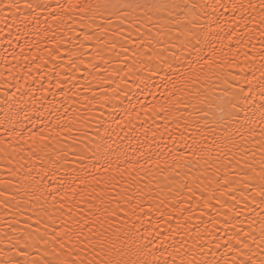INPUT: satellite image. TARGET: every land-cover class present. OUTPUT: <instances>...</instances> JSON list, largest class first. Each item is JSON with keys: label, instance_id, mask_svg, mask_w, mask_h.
<instances>
[{"label": "bare ground", "instance_id": "bare-ground-1", "mask_svg": "<svg viewBox=\"0 0 264 264\" xmlns=\"http://www.w3.org/2000/svg\"><path fill=\"white\" fill-rule=\"evenodd\" d=\"M0 264H264V0H0Z\"/></svg>", "mask_w": 264, "mask_h": 264}]
</instances>
